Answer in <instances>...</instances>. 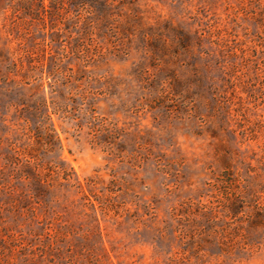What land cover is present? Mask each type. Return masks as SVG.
<instances>
[{"label": "rangeland", "instance_id": "obj_1", "mask_svg": "<svg viewBox=\"0 0 264 264\" xmlns=\"http://www.w3.org/2000/svg\"><path fill=\"white\" fill-rule=\"evenodd\" d=\"M0 264H264V0H0Z\"/></svg>", "mask_w": 264, "mask_h": 264}]
</instances>
